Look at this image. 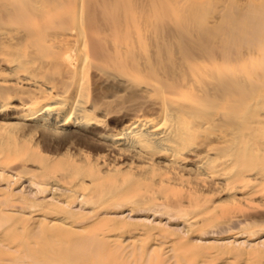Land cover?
<instances>
[{"label":"bare ground","instance_id":"bare-ground-1","mask_svg":"<svg viewBox=\"0 0 264 264\" xmlns=\"http://www.w3.org/2000/svg\"><path fill=\"white\" fill-rule=\"evenodd\" d=\"M0 264H264V0H0Z\"/></svg>","mask_w":264,"mask_h":264}]
</instances>
